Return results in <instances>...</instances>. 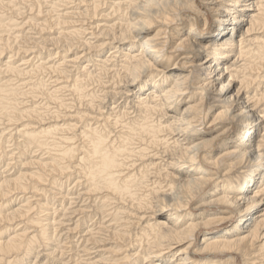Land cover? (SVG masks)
Masks as SVG:
<instances>
[{"label": "bare ground", "instance_id": "6f19581e", "mask_svg": "<svg viewBox=\"0 0 264 264\" xmlns=\"http://www.w3.org/2000/svg\"><path fill=\"white\" fill-rule=\"evenodd\" d=\"M0 264H264V0H0Z\"/></svg>", "mask_w": 264, "mask_h": 264}, {"label": "rangeland", "instance_id": "374dc122", "mask_svg": "<svg viewBox=\"0 0 264 264\" xmlns=\"http://www.w3.org/2000/svg\"><path fill=\"white\" fill-rule=\"evenodd\" d=\"M210 20L213 21V18L210 17ZM223 226L226 227L225 225H222V227H223ZM224 227H223V228H224ZM220 229H221V228H220ZM202 233H203V232H202ZM197 245H199V240H198V242H197Z\"/></svg>", "mask_w": 264, "mask_h": 264}]
</instances>
